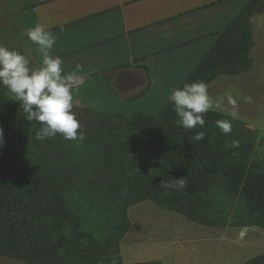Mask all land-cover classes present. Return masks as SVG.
<instances>
[{
	"label": "trees",
	"instance_id": "16d2710c",
	"mask_svg": "<svg viewBox=\"0 0 264 264\" xmlns=\"http://www.w3.org/2000/svg\"><path fill=\"white\" fill-rule=\"evenodd\" d=\"M261 2L245 1L178 88L251 67L250 18ZM85 110L95 120L79 141L94 155L88 163L60 135L37 141L39 125L0 96V255L30 264H125L118 243L130 224L126 209L145 200L197 224L264 230V152L254 157L256 133L242 122L233 120L224 135L216 121L230 117L209 111L202 129L187 130L169 102L156 114ZM197 131L205 132L201 142L192 140ZM231 141L239 147L226 146ZM181 177L185 189L161 187ZM242 264H264V254Z\"/></svg>",
	"mask_w": 264,
	"mask_h": 264
},
{
	"label": "crops",
	"instance_id": "0c3cea01",
	"mask_svg": "<svg viewBox=\"0 0 264 264\" xmlns=\"http://www.w3.org/2000/svg\"><path fill=\"white\" fill-rule=\"evenodd\" d=\"M245 1L0 0V45L39 67L42 58L24 31L42 24L56 36L52 55L63 59L64 73L83 65L77 73L83 83L72 88L81 101L76 108L156 114ZM260 15L264 58V11ZM0 96L13 98L3 88Z\"/></svg>",
	"mask_w": 264,
	"mask_h": 264
},
{
	"label": "rangeland",
	"instance_id": "374dc122",
	"mask_svg": "<svg viewBox=\"0 0 264 264\" xmlns=\"http://www.w3.org/2000/svg\"><path fill=\"white\" fill-rule=\"evenodd\" d=\"M262 2L252 15L257 13L254 26L250 18L252 35L253 28L256 31L252 54L254 62L251 67L237 75H222L207 83L209 94L213 99L223 97L224 106L228 110H233V106L228 103L229 97L236 100V120L256 133L255 158H261L264 152V58L260 57L263 35L258 31V17L264 11ZM85 109L73 108L82 127L89 120L92 124L95 122L90 118L94 114ZM72 142L76 146L70 147L71 154L78 161L88 163L92 160L93 153H87L79 141ZM126 216L130 224L118 243L120 260L125 264L148 261H160L162 264H242L264 254V230L256 226L197 224L179 213L162 209L151 200L129 206ZM232 216L227 221L233 220ZM0 264L30 263L0 255Z\"/></svg>",
	"mask_w": 264,
	"mask_h": 264
},
{
	"label": "clouds",
	"instance_id": "9594fccd",
	"mask_svg": "<svg viewBox=\"0 0 264 264\" xmlns=\"http://www.w3.org/2000/svg\"><path fill=\"white\" fill-rule=\"evenodd\" d=\"M60 32L64 26L57 25ZM24 36L35 44L42 58L39 67H32L28 56L15 49L0 45V88L7 89L13 99L25 113V119L35 121L39 130L35 132L37 141H45L60 135L64 140L83 141L85 134L73 111L81 101L73 95V85L83 83L77 73L84 71L82 64H76L70 73H64L63 59L53 56L52 49L56 36L42 24L26 28ZM172 111L176 115L175 123L184 129L192 130L205 126L204 115L209 111L226 113L230 119L217 120L216 125L224 135L232 132V121L238 119L235 110L236 100L229 97L228 103L233 110L224 106L223 97L213 99L208 85L203 81L185 82L182 87L173 89L168 97ZM4 130L0 128V146L4 144ZM205 132L197 131L192 140L201 142ZM228 147H239L237 141H231ZM185 177L161 182L164 190H183L187 187ZM115 264V262H114Z\"/></svg>",
	"mask_w": 264,
	"mask_h": 264
}]
</instances>
